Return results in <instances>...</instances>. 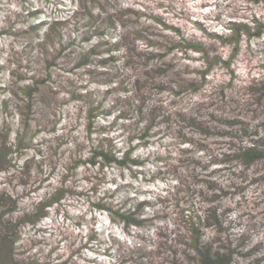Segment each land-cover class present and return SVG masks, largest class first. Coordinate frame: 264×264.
<instances>
[{
    "label": "clouds",
    "instance_id": "clouds-1",
    "mask_svg": "<svg viewBox=\"0 0 264 264\" xmlns=\"http://www.w3.org/2000/svg\"><path fill=\"white\" fill-rule=\"evenodd\" d=\"M129 9H139L135 21ZM110 15L120 17L116 28L85 42V33L103 30L101 21ZM91 18L96 24L89 30L84 25ZM157 18L179 31L165 36L155 26L145 30ZM57 20L64 23L56 26ZM34 25L40 27L29 31ZM54 28L63 39H47ZM0 29L27 33L15 41L5 37L0 58L7 65L0 73V147L9 149L11 162L0 168V195L9 198L0 203V264H132L128 257L137 249L145 253L143 264H202L205 243L230 253L231 264H264V0H0ZM125 35L130 43L122 40ZM100 40L122 43L120 60L104 69L110 75L118 70L115 78L89 76L60 55L68 41L88 50ZM29 42L34 59L26 82L51 74L44 101L21 96L26 89L9 75L27 63ZM9 43L16 49L11 56ZM157 43L173 51L149 63V49ZM102 58L93 57V63ZM53 59L49 68L45 60ZM167 61L175 62L172 72L144 75ZM101 101L103 110H95ZM192 119L206 131L193 127ZM146 128L149 138L141 139ZM93 149L114 158L116 169L103 157L89 166ZM125 153L143 163L142 178L128 171ZM213 161L224 166L213 173ZM208 179L219 187H206ZM186 187L197 190L191 200L185 193L188 205L175 209L188 217L186 228L202 211L200 190L211 197L223 188L227 202L239 204L223 233L197 225L203 233L198 243H178L179 217L142 232L113 226L122 223L121 201L150 199L152 207L143 214L150 218L174 205ZM68 193L79 215L61 220L51 209ZM97 207L107 209L110 219Z\"/></svg>",
    "mask_w": 264,
    "mask_h": 264
},
{
    "label": "trees",
    "instance_id": "trees-1",
    "mask_svg": "<svg viewBox=\"0 0 264 264\" xmlns=\"http://www.w3.org/2000/svg\"><path fill=\"white\" fill-rule=\"evenodd\" d=\"M90 15V14H89ZM120 19V17H113V16H109L106 18L105 21H101V24L105 25L106 27L102 30L100 27L96 28L95 32H91L89 31V33H85L84 35V41L87 42L92 35H96V36H103L104 32L107 29H115L116 28V20ZM154 22H157L158 25L166 30L171 31L172 32H178L179 29L176 28L175 26H173V28H169L167 25H165L164 23L161 22V20L159 18L154 19ZM63 24L62 22H55L54 25L59 26ZM96 24V19L95 18H91L88 23L86 25H84V27L88 28L89 30L92 29L93 25ZM40 25H34L31 26V28L29 29V31L35 32L37 28H39ZM10 29H7L6 31H0V34H4L6 32H9ZM52 32L54 33V35H48L47 39L49 41H51L52 39H54L55 37H57L58 32L55 30V28L52 30ZM61 39V38H59ZM122 40L124 42L129 43V40L127 38V36L125 35L124 37H122ZM75 45V42L72 41L70 43H66V44H62L60 47V54L62 55V51L64 48H69L70 46ZM30 51L28 53V55L30 56L32 50H34V45H32V43L30 42ZM42 47V45H41ZM122 47V43L121 42H117L115 44L109 43L108 40H100L97 44H95L93 47H91L88 50H85L83 52H80V56L77 59V61L75 62V66L78 67H86L87 65H91L94 66L96 65L97 67L100 68H106V66L108 65H112L115 66L116 62L120 60V56H119V51L120 48ZM154 48V51H152V55L150 58H148L150 61H152L153 59H156L157 57H159L160 59H163V55L162 52L159 51L161 50V48L159 47V44L157 43L155 46H152ZM165 51H167L169 53V55L171 54V52L173 51L172 47H169L168 49H166ZM175 51L178 53L179 48H176ZM104 54V55H103ZM93 57H104L102 59H98L95 60V62L93 63ZM34 59V58H33ZM28 62H30V60L28 59ZM45 64L51 68L53 65H55V59H53L52 61H47L45 60ZM174 63L172 64V62L167 61L165 65H162L160 67L155 68V74L159 73L161 76L165 75L166 73H169L170 70L171 72L174 70L173 69ZM93 72V71H91ZM27 74H25L24 76L19 78V81H22L23 83L20 85L21 89H26V91H22L21 92V96H28L29 98H33L35 97V99L37 101H39V99H37L39 96L42 97L41 92L43 91L44 85L46 84L47 80L51 79V74H47L46 77H36V76H30L29 77V81L30 82H26L25 80V76ZM110 74L108 73V76ZM120 75L119 71H115L110 75V78H115L116 76ZM191 76L195 77L197 75V73L195 71H193L191 74ZM210 75V74H209ZM137 83H139V81H137ZM124 84V81H121V85ZM160 91L165 93L167 92V89L164 87L160 88ZM15 95V93H14ZM175 95H179V92L175 93ZM40 97V101H44V97L41 98ZM9 104V101H4V107L5 109H7ZM103 101L100 102L99 105H97V108L95 110L98 111H102L103 108ZM142 111V109H141ZM155 111V110H154ZM86 116L89 115V113L86 111ZM123 115V114H122ZM189 123L195 127L198 128L200 132H204L206 131V129H204L202 126L197 125L195 120L192 119L189 121ZM153 127L155 126L154 124L152 125ZM91 128L90 124H86V131H88ZM151 131V128H146L141 136L142 139H148L149 138V133ZM9 149L4 148V147H0V168H3L5 165L11 163L10 161L6 160V156L8 153ZM128 153H125V158H126V163L131 164L132 165H143V163L140 162V160H131L128 159ZM95 157H103V159L105 161H110L112 163V166H116L117 165V161L112 158L108 153H105L102 150H96L93 149L92 150V155L91 157L88 159V164L95 166L97 165V161L95 159ZM222 189V188H221ZM224 190V189H222ZM9 198L7 197V195H0V203H6L7 200ZM142 203H133L131 204V206L126 207L124 210H120L117 215L119 216L120 220L122 221V223L125 226H130V227H140L143 224V218L139 217L140 211L142 210L141 208ZM100 209L106 210L104 208L98 207ZM48 214L45 213L44 217H46ZM195 215V220L192 222V225L189 227V233H188V237H181V242L185 243L187 240H193L195 239L196 242L198 243V238L200 235H202L203 233L200 232V228L197 227V225H203L206 229L212 226H215L216 228L219 229H224V221L223 218H221L219 216V214H217V212H211L209 215H202L200 213H196ZM234 251V250H232ZM135 253V252H134ZM201 260H202V264H231V254L230 253H224L221 250H213V247L211 245V243H205L203 245L202 250L199 253ZM133 259V258H132Z\"/></svg>",
    "mask_w": 264,
    "mask_h": 264
},
{
    "label": "rangeland",
    "instance_id": "rangeland-1",
    "mask_svg": "<svg viewBox=\"0 0 264 264\" xmlns=\"http://www.w3.org/2000/svg\"><path fill=\"white\" fill-rule=\"evenodd\" d=\"M128 11L132 13V20L135 21L136 15L139 12V9H129ZM28 15L32 16V15H34V13L30 12V13H28ZM19 19H21V17L19 14H17V20H19ZM55 22L64 23V21H61V20L54 21L53 23H55ZM153 26L158 28L165 36L171 35V31L161 28L158 25V23L154 22L153 20H152L151 24H149L145 28V30H147V28H150ZM6 30L7 29H0V31H6ZM58 34H59V32H58ZM25 35H27V33L23 30H18L16 32H12L11 30H9V32H6L4 34H0V58H5L4 53H5L6 49L3 46L5 37H8V39L10 41H15L18 36H25ZM156 35H157L156 33H153L154 37ZM57 37L63 39V36H60V34L57 35ZM127 38H128V36H127ZM128 40H129V38H128ZM70 42H72V41H68L67 43H70ZM129 43H130V40H129ZM28 46H30V42L26 44L25 49H24V51L27 53H29V51H30V47H28ZM149 50H150V52H152V51H154V48L150 47ZM15 51H16V49L13 47V44L9 43L8 44L9 56H11L12 53ZM83 51H85V50H82L80 48V46L73 45V46H70L69 48H67V47L64 48L62 51V55L61 54L60 55L71 57V59L73 61V66L76 69H81V68L87 69V75H89V76H92V77L108 76V72L104 71L105 68H100V67H97L96 65H94V66L87 65L86 67H78L77 68L75 66V62L79 58L80 52H83ZM159 51L163 52L165 50L161 49ZM177 54H179V51ZM150 57H148V58H150ZM29 60H30V62L27 61V63H25L23 65H19L18 68H13L12 72L9 73V75L10 76H16V78L19 80L20 77L31 72V64L33 62V57L31 56V54L29 56ZM148 62L150 63L151 61L148 59ZM169 62H172V64L174 63V65H175L174 61H169ZM8 63L11 64L12 61L9 60ZM54 66L55 65H53L52 67H54ZM189 67H191V65H189ZM6 69H7L6 64H0V73L5 72ZM173 69H175V66H173ZM18 71H19V75H17ZM91 71H93V72H91ZM170 72H171V70H170ZM152 74H155L154 69L151 72L145 71V73H144L145 76H150ZM156 75H160V74L156 73ZM22 83L23 82L20 81V85ZM164 94H167V92H165ZM41 95H42V97H44L43 91L41 92ZM40 97L41 96H39L37 98V99H39V101H40ZM85 114H86V111L83 113V115L86 117ZM145 146L152 147V145H150V144L145 145ZM224 159L227 160L228 158L225 157ZM196 163L198 164L199 162L197 161ZM213 163L216 164V168H213V170H212L213 173L215 171H217L220 167L224 166L222 161H213ZM88 165L93 167V168L95 167V166H92L90 164H88ZM81 166L83 167L84 165L82 164ZM28 167H29V162H26L25 169H27ZM112 169H116V166H112ZM133 169H135V171H133ZM128 171L131 172V174L133 176H136L138 173L139 177H141V178L145 174L143 165H139V166L132 165V168L128 169ZM209 175H211V174H209ZM121 178L123 179V176H121ZM205 186L208 188H218L219 183L216 180L208 179ZM129 187H132V185H129ZM222 189L221 188L219 189V195H215V196H211V197L205 196L204 192L202 190H200V196H201L202 201H203L202 202V211L200 212V214L207 216L211 212H213V213L217 212V214H219V216L221 218H223L224 223L227 221L229 224H231V221L228 220V216L230 213L234 212L239 207V204L238 203H236V204L228 203L227 201L229 199V192L225 189L224 190H222ZM196 191L197 190L192 188V187H186V189L184 191H182L181 193L178 194V198L176 199V203L174 205H169V208L167 211H157L155 213H152L150 218H145L143 214L145 213L146 210L151 209L152 201L150 199L142 200L139 202V203H142V206H141L142 210L140 211L139 217L143 218L144 220H143V224L140 227L125 226L123 223H121V225H113V226L116 227L118 231H126L128 229H131L132 231L140 230L142 232L149 225H152L154 223H161L162 224L165 221H168L170 223L171 219H176L179 217L181 220L180 229H179L180 235H178L176 239H177L178 243H183V242H181V237H188V233H189L188 232L189 227L186 228L184 226L183 220L188 219V217L187 216H179V214H177L175 212V209L188 205V201H185V199H184L185 193H187L189 200H191L195 196ZM238 191H239V189L236 190L237 193H238ZM73 195H74L73 193H68L55 207H53L51 209L52 215L59 216L61 220H64L67 215H71L73 212H75L76 215H79V212L73 208V205L71 203ZM221 196L224 197V203H217V201L220 200ZM121 203H122V208H121L122 210H124L126 207H129L130 204H133V202L131 200L121 201ZM65 204L67 205V211H65V209L63 207V205H65ZM220 209H222V211H220ZM96 211L98 213H102L106 220L110 219V217L108 216V211L100 209L98 207L96 208ZM44 218L45 219H51V216L47 215ZM97 219H99V217H97ZM68 222L71 223V221H68ZM76 227H79V225H76ZM44 230H46V229H42V231H44ZM207 230H209V231L219 230L221 233H223L225 231L223 229L221 230L219 228H216L215 226L209 227V228H207ZM157 235L165 236V232L160 231L157 233ZM217 239H219V237H217ZM128 259L132 261V264H143V260L145 259V253L142 250L137 249V251L135 253H133L131 256H129Z\"/></svg>",
    "mask_w": 264,
    "mask_h": 264
}]
</instances>
